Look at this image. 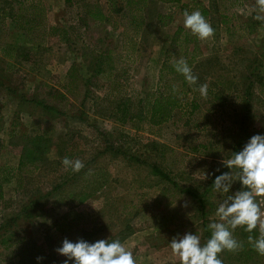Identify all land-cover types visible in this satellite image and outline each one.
Returning a JSON list of instances; mask_svg holds the SVG:
<instances>
[{
    "label": "rangeland",
    "instance_id": "374dc122",
    "mask_svg": "<svg viewBox=\"0 0 264 264\" xmlns=\"http://www.w3.org/2000/svg\"><path fill=\"white\" fill-rule=\"evenodd\" d=\"M96 1L82 0L69 8L66 0H42L43 20L48 27H68L93 4L105 5V0ZM16 3L0 0V166L8 168L10 177L3 183L8 207L1 209L0 225L21 218L26 205L35 202L36 207L31 219L18 220L10 246L0 244V264H63L65 257L56 248L65 238L119 239L138 264H179L169 240L185 232L207 240V226L218 221L217 206L232 194H218L212 185L215 175L229 171L222 161L251 136L264 133V21L254 18L256 0L155 1L144 13L149 25L138 36L131 25L115 30L86 16L91 28L82 40L105 41L104 51L109 48L112 54V63L97 77L86 68L82 41L64 43L44 34L48 27L38 24L29 36L18 29L15 15L32 11L19 12ZM185 10L200 11L214 35L197 38L200 56L192 63L197 84L176 83L184 93L174 117L155 125L148 117L119 122L97 115L96 99L117 89L107 74L111 67L126 69L123 78L130 77L124 97L136 100L158 91L162 47L179 27L191 34L183 24ZM111 16L118 17L116 9ZM179 59L183 53L171 60ZM70 71L77 80L69 81L68 90ZM205 84L207 95L202 96L197 89ZM120 94L122 89L111 98ZM69 150L76 154L72 160L84 163L80 172L62 164ZM30 152L35 156L27 155L20 170L21 154ZM154 167L195 188L205 208L175 190ZM99 185L94 196H87ZM239 188L236 182L232 190ZM258 235V229L249 233L238 227L234 236L242 247L221 253L223 264H264V255L249 243V236Z\"/></svg>",
    "mask_w": 264,
    "mask_h": 264
},
{
    "label": "trees",
    "instance_id": "16d2710c",
    "mask_svg": "<svg viewBox=\"0 0 264 264\" xmlns=\"http://www.w3.org/2000/svg\"><path fill=\"white\" fill-rule=\"evenodd\" d=\"M16 4H19L18 11L22 12V10L27 9L31 10L32 14L25 15H15L14 19L17 21V27L21 31L25 32L27 36L31 35V33L35 30V25L42 26L43 28H47V23H45V5L42 0H13ZM82 0H66V4L69 8L74 7L76 4ZM102 0H97L96 4H100L99 2ZM159 2L161 4L167 3H177L181 0H105V5L95 6L94 4L88 8L87 12L81 13L78 17V22L75 24H71L68 27H58V26H49L46 30H44V34L49 36H58L60 41L64 43H75L77 44L79 41L83 42L82 49L83 55L86 61V68L94 73V77H97L103 73H105V64L112 63V54L111 49L107 48L105 50V41L102 43L91 42L90 44H86L82 38L85 35L86 31L91 28V24L89 19H92L96 22H103L109 24L113 29H118L121 25H131V29L135 31L133 34L138 36L141 33V30H145L149 25V22L144 15L148 6L153 2ZM28 4V5H26ZM88 5V4H86ZM84 5V8L85 6ZM111 9H116L118 13L117 18H113L111 16ZM205 11V10H204ZM204 13H207L205 11ZM7 14V13H6ZM41 15V21H39V17ZM89 16V19L88 17ZM159 21L162 22V17L159 14ZM7 15L4 16L6 18ZM125 20L129 22H125ZM226 23V22H225ZM228 23V22H227ZM84 31V32H83ZM193 42L194 45L191 47L189 43ZM181 48V49H179ZM183 53V59H187L188 64L192 67V63L196 62L199 58V41L197 37L191 35L187 32L183 27H179L178 30L169 38V40L165 43V45L161 49V68H160V81H162V85L159 87L156 93L147 94L145 97L140 96L138 99L133 100L131 96H125L127 94L124 91V87L128 85L130 77H124L127 74L125 71H115L114 67H111L107 71V74H111L113 78V85L117 86V89L113 91L106 92L103 96L98 97L97 104L98 108H96L95 113L102 117H111L119 122H129L133 121L137 118H146L148 117L149 121L155 125H161L163 123L169 122L175 114V111L182 107L183 105V84H188L184 77L177 73L174 64L171 59L173 57H178ZM74 67H78V64H73ZM169 75V79L167 78ZM75 74L70 71L68 75V83L65 86L69 90V81L77 80ZM167 78V79H166ZM170 82H174V85H170ZM182 82V87L179 85L177 87L176 83ZM175 87L176 91H173ZM98 89V88H97ZM100 89V88H99ZM122 89L124 94H120L117 98H111V94L113 92H118ZM88 97L92 94L90 89L86 91ZM153 99V100H151ZM147 106L145 107V105ZM44 107L50 108V106L45 105ZM35 156V152H30L29 154H21L18 168L21 170L25 168L27 165L26 159L28 156ZM76 154L73 150H69L66 152V157L73 159ZM31 163V162H30ZM38 168V166H36ZM8 168L0 166V212L1 209H6L8 206L4 205L5 197L3 191V183L7 182L10 177L7 176ZM154 170L159 173V175L170 185L177 190L179 193H186L191 195L195 199H197L204 209L205 200L199 194V192L188 185L181 184L177 182L174 178H172L167 173L163 172L159 168H155ZM4 173V174H3ZM3 175V176H2ZM69 177V175L67 176ZM61 186L57 187L54 191L52 190L49 194H46L43 197H47L52 195L60 189ZM102 185H99L97 189L93 188L91 191H88L87 196H94ZM35 202L26 205L21 212L25 220L31 219L33 215V211L35 210ZM7 206V207H6ZM20 217H11L7 218L2 225H0V244L2 246L9 247L15 236L18 234V220Z\"/></svg>",
    "mask_w": 264,
    "mask_h": 264
},
{
    "label": "clouds",
    "instance_id": "9594fccd",
    "mask_svg": "<svg viewBox=\"0 0 264 264\" xmlns=\"http://www.w3.org/2000/svg\"><path fill=\"white\" fill-rule=\"evenodd\" d=\"M256 10L254 18L264 21V0H256ZM183 24L198 39L206 40L214 35L211 23L198 10H185ZM174 68L187 83L197 84L198 77L185 59L177 60ZM197 90L202 96L207 95L206 84L199 85ZM173 91H176L175 87ZM222 163L229 171L215 175L212 185L218 194H232L226 195L217 206L215 214L218 221L207 226L210 236L206 241L191 232L178 234L169 240L172 254L178 258L179 264H223L221 253L235 252L242 247L234 236L238 227L249 233L259 230L257 237L249 236V243L259 255H264V209L260 199L264 198V133L251 136L241 150L235 151ZM62 164L73 172H80L85 167L81 160L68 157L62 160ZM233 169L236 170L235 175ZM236 182L240 188L233 191ZM56 252L65 257L63 264H138L119 239L105 238L95 242L78 239L73 242L65 238ZM36 259L39 262L43 258Z\"/></svg>",
    "mask_w": 264,
    "mask_h": 264
},
{
    "label": "built area",
    "instance_id": "2783aa9c",
    "mask_svg": "<svg viewBox=\"0 0 264 264\" xmlns=\"http://www.w3.org/2000/svg\"><path fill=\"white\" fill-rule=\"evenodd\" d=\"M261 199V207H262V209H264V198H260ZM262 218H264V217H262Z\"/></svg>",
    "mask_w": 264,
    "mask_h": 264
}]
</instances>
